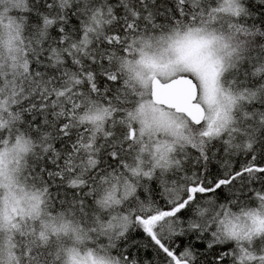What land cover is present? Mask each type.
Listing matches in <instances>:
<instances>
[{
  "label": "snow or ice",
  "instance_id": "obj_1",
  "mask_svg": "<svg viewBox=\"0 0 264 264\" xmlns=\"http://www.w3.org/2000/svg\"><path fill=\"white\" fill-rule=\"evenodd\" d=\"M0 264H264V0H0Z\"/></svg>",
  "mask_w": 264,
  "mask_h": 264
}]
</instances>
